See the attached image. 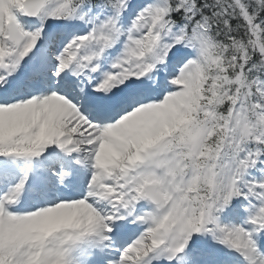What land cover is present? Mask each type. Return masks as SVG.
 I'll use <instances>...</instances> for the list:
<instances>
[{
  "label": "snow or ice",
  "instance_id": "snow-or-ice-1",
  "mask_svg": "<svg viewBox=\"0 0 264 264\" xmlns=\"http://www.w3.org/2000/svg\"><path fill=\"white\" fill-rule=\"evenodd\" d=\"M0 264H264V0H0Z\"/></svg>",
  "mask_w": 264,
  "mask_h": 264
}]
</instances>
